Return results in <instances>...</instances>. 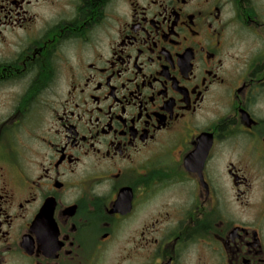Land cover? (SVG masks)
<instances>
[{
	"label": "flooded vegetation",
	"instance_id": "flooded-vegetation-1",
	"mask_svg": "<svg viewBox=\"0 0 264 264\" xmlns=\"http://www.w3.org/2000/svg\"><path fill=\"white\" fill-rule=\"evenodd\" d=\"M0 264H264V0H0Z\"/></svg>",
	"mask_w": 264,
	"mask_h": 264
}]
</instances>
